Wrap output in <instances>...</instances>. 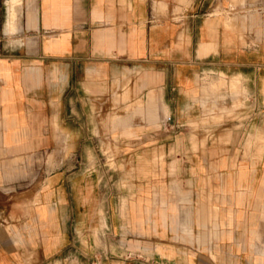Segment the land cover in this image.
<instances>
[{
    "label": "crops",
    "instance_id": "obj_1",
    "mask_svg": "<svg viewBox=\"0 0 264 264\" xmlns=\"http://www.w3.org/2000/svg\"><path fill=\"white\" fill-rule=\"evenodd\" d=\"M0 264H264V0H7Z\"/></svg>",
    "mask_w": 264,
    "mask_h": 264
},
{
    "label": "rangeland",
    "instance_id": "obj_2",
    "mask_svg": "<svg viewBox=\"0 0 264 264\" xmlns=\"http://www.w3.org/2000/svg\"><path fill=\"white\" fill-rule=\"evenodd\" d=\"M177 16L178 15H176V17ZM6 17H7V0H0V26ZM234 112H236V111H234V110H232L230 112L219 111L218 113L214 114L216 116V122L221 121L223 116H225L226 114H227V116L235 117L236 115H232ZM114 150L117 151L119 149L114 148ZM154 150H155L154 154H157L156 148H154ZM155 160L157 161L158 159H155Z\"/></svg>",
    "mask_w": 264,
    "mask_h": 264
}]
</instances>
